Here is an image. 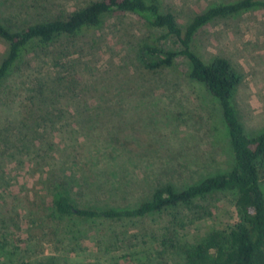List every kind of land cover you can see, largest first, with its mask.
Listing matches in <instances>:
<instances>
[{"label":"rangeland","instance_id":"374dc122","mask_svg":"<svg viewBox=\"0 0 264 264\" xmlns=\"http://www.w3.org/2000/svg\"><path fill=\"white\" fill-rule=\"evenodd\" d=\"M21 1L0 0V16L14 28L31 22L17 11ZM39 1V11L64 15L90 0ZM161 1L185 26L210 4L234 0ZM161 33L147 29L136 15L117 13L103 28L79 37L72 42L75 46L71 43L68 58L79 64L80 84L74 82V91L60 97L61 120L35 127L40 137L29 149L0 139V264H184L178 242H193L209 228L236 221L230 192L213 193L189 208L141 217L53 215L54 185L71 177L77 182L68 189L80 206L132 208L162 183L182 188L230 166L232 153L219 105L187 77L186 59L178 56L176 68L148 72L135 57L139 39ZM160 41L179 48L173 37ZM194 46L204 60L224 56L240 71L233 103L245 132H260L264 8L211 21L198 30ZM58 47L48 54H28V64L19 65L2 83L0 126L29 112L31 79L37 71H55L50 57L58 54ZM6 48L0 38V61ZM86 110L98 113L95 123L85 121ZM79 112L82 123L76 118ZM175 233L177 240L161 242Z\"/></svg>","mask_w":264,"mask_h":264},{"label":"trees","instance_id":"16d2710c","mask_svg":"<svg viewBox=\"0 0 264 264\" xmlns=\"http://www.w3.org/2000/svg\"><path fill=\"white\" fill-rule=\"evenodd\" d=\"M41 5L39 0L19 2L18 13L31 18V22L24 27L14 28L9 24L11 20L0 16V38L7 44L0 61V86L19 65L28 64V54H48L58 46L60 49L57 55L50 57L55 71L48 75L37 71L34 80L31 79L34 81L29 92L31 109L24 116L3 121L0 139L18 142L29 149L32 140L40 137L35 127L61 120V109H57V103L60 97L66 95L64 91H74L75 85L72 84L79 85L81 79L76 75L77 60L68 58L70 48L75 46L72 42L103 28L111 16L121 13L136 15L149 30L164 31L156 38L148 35L139 39L133 49L135 57L146 71L157 72L176 68L177 57L183 56L188 64L187 77L199 83L219 105L232 153L228 168L204 174L182 188L171 182L162 183L153 189L149 199L132 208L80 206L68 189L77 181L73 177L69 181H58L53 190V215L58 219L141 217L189 208L195 201L213 193L230 192L234 195L236 221L224 228H209L193 242H178L177 248L184 255V264H264V128L254 135L245 132L233 103L241 81L240 71L224 56L204 60L194 46L195 35L204 25L218 18L264 8V0L210 4L185 26L179 24L175 13L166 8L161 0H90L64 15L41 12L38 10ZM167 36L173 37L179 48L165 47L160 40ZM83 113L86 122L95 123L97 118L94 116L97 117L98 113L95 115L88 110ZM79 116L83 117L82 112L76 116L78 122ZM11 130L15 133L7 137ZM177 236L175 233L174 238H163L161 242L166 245Z\"/></svg>","mask_w":264,"mask_h":264}]
</instances>
